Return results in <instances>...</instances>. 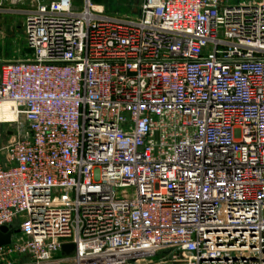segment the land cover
Returning a JSON list of instances; mask_svg holds the SVG:
<instances>
[{
    "label": "built area",
    "instance_id": "obj_1",
    "mask_svg": "<svg viewBox=\"0 0 264 264\" xmlns=\"http://www.w3.org/2000/svg\"><path fill=\"white\" fill-rule=\"evenodd\" d=\"M21 13L31 58L0 74L25 124L0 147V228L18 233L0 257L264 264V0Z\"/></svg>",
    "mask_w": 264,
    "mask_h": 264
},
{
    "label": "rangeland",
    "instance_id": "obj_2",
    "mask_svg": "<svg viewBox=\"0 0 264 264\" xmlns=\"http://www.w3.org/2000/svg\"><path fill=\"white\" fill-rule=\"evenodd\" d=\"M41 3H48L49 0H39ZM93 3L103 5L107 13L110 14H131V9L134 5V0H91ZM240 0H228L229 3L235 4ZM0 9H8L4 0ZM75 7L82 5V0H72ZM28 5V0L22 5L12 6L13 9H23ZM11 7V8H12ZM0 10V74L1 60L11 59H27L31 58L30 50L26 47L24 32H23V15L21 12L14 14ZM11 53V55H10ZM9 55V56H8ZM13 120L11 110L8 106H0V147L6 145L9 140L17 136V130L25 128L22 119L18 117L15 123H7ZM22 125H19V124ZM20 128V129H18ZM12 264H30L27 255H7L0 257V264L7 262Z\"/></svg>",
    "mask_w": 264,
    "mask_h": 264
},
{
    "label": "water",
    "instance_id": "obj_3",
    "mask_svg": "<svg viewBox=\"0 0 264 264\" xmlns=\"http://www.w3.org/2000/svg\"><path fill=\"white\" fill-rule=\"evenodd\" d=\"M13 233H18V230H13L12 227H1L0 228V247L7 246L11 242V235ZM72 244H63L61 246L62 255H70L73 251Z\"/></svg>",
    "mask_w": 264,
    "mask_h": 264
},
{
    "label": "crops",
    "instance_id": "obj_4",
    "mask_svg": "<svg viewBox=\"0 0 264 264\" xmlns=\"http://www.w3.org/2000/svg\"><path fill=\"white\" fill-rule=\"evenodd\" d=\"M5 2H7L6 3V6H8V9H5V10H3V9H0V10H3V11H5V12H7V13H10V12H12V13H10V14H14V12H22V11H24V9L25 8H23V9H20V10H18V9H13L14 7H12V6H15V5H13L12 3H11V1L10 0H4ZM0 4H2V2H0ZM12 7V8H11ZM23 15V14H22ZM10 55H11V53H10ZM9 56V55H8ZM11 60H15V59H11ZM16 60H18V59H16ZM3 61H8V59L7 60H3ZM2 60H1V62H3Z\"/></svg>",
    "mask_w": 264,
    "mask_h": 264
},
{
    "label": "bare ground",
    "instance_id": "obj_5",
    "mask_svg": "<svg viewBox=\"0 0 264 264\" xmlns=\"http://www.w3.org/2000/svg\"><path fill=\"white\" fill-rule=\"evenodd\" d=\"M3 105H6V106H8L10 108L12 116H13V120L9 121L7 123H15L18 120V115H17V112H16V108L13 107L14 104H12L10 102H0V106H3Z\"/></svg>",
    "mask_w": 264,
    "mask_h": 264
}]
</instances>
